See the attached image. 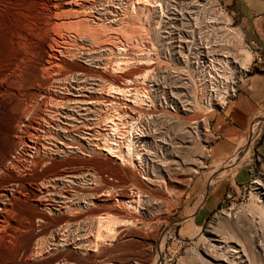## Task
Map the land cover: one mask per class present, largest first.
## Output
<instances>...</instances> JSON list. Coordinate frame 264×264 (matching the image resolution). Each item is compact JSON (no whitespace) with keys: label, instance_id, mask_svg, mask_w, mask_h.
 <instances>
[{"label":"rangeland","instance_id":"1","mask_svg":"<svg viewBox=\"0 0 264 264\" xmlns=\"http://www.w3.org/2000/svg\"><path fill=\"white\" fill-rule=\"evenodd\" d=\"M102 1L0 0V264H264V159L244 153L248 137L229 162L206 158L211 102L248 31L216 0L239 37L222 66L145 43L139 16L92 23ZM208 9L191 23L210 22ZM78 20L95 35L66 30ZM191 32V55L216 46ZM230 164L244 186L194 228L190 180L224 179Z\"/></svg>","mask_w":264,"mask_h":264},{"label":"crops","instance_id":"2","mask_svg":"<svg viewBox=\"0 0 264 264\" xmlns=\"http://www.w3.org/2000/svg\"><path fill=\"white\" fill-rule=\"evenodd\" d=\"M219 1L224 7L234 11L239 19L240 27L248 31L250 38L257 46L264 49L263 3L259 0ZM231 14L233 15V12ZM66 30L85 37L95 35L93 29H90V27L85 28L79 20L68 23ZM257 120L259 121L258 128L255 130V137L253 141L248 143L249 146L244 149V153L248 152L251 146L256 158L264 159V70L253 69L237 91L235 99L228 104L224 113L216 115L210 120L208 130L211 141L206 148V158L213 165L229 162L230 158L238 152L240 142L246 140L252 126L255 127V124L252 123ZM215 136L218 139H215ZM232 166L231 164L228 165L227 172L230 174L228 177L217 179L213 183L212 180L204 182V180L198 178L190 180L187 187V205L195 204V199H198L193 212L187 218L194 228H201L205 224L222 201L226 189L244 186L245 183L239 184L236 181L241 168ZM188 209L190 208L184 207V215H186Z\"/></svg>","mask_w":264,"mask_h":264},{"label":"built area","instance_id":"3","mask_svg":"<svg viewBox=\"0 0 264 264\" xmlns=\"http://www.w3.org/2000/svg\"><path fill=\"white\" fill-rule=\"evenodd\" d=\"M156 1L160 5L156 4L151 7H146L141 4L138 5V3H131V0H105L96 6H88L86 12L92 23H102L104 26L110 28L119 26L139 16L142 29L147 33V35L145 34V43L180 44L183 47H187L184 57L190 58L194 56V58L198 60H206L207 57H215L222 66L227 65V62L229 63L227 43L234 39V45H237V40H239L238 30L231 29V25L225 23V21H227L226 13L222 7L219 6L218 1L211 0V3L215 6L213 5L210 9H208V7L204 9V6L192 8L185 4V1L188 0H168V4L165 0ZM259 1L263 3L264 8V0ZM119 4L122 5L117 7ZM192 9H194L193 12L196 15H204L206 13L205 10H210L208 11L211 14L210 22L201 21L199 23H191L190 18ZM192 30L196 31L198 37L202 35L212 37L216 42V46H212L211 49H208L207 46L203 44L197 53L191 55L189 53V46L191 45V36L193 35V32H191ZM245 49L250 57V61L244 69L235 70V73H233L231 77L223 79L222 91L217 98L211 102V111L215 113L214 116L224 113L228 104L235 99L237 91L253 69L264 70V49L257 46L252 41L246 44ZM237 61L238 60L230 61V66L233 67V70L234 64L232 63H236ZM256 127L257 124H255L254 128L253 126L251 128L248 135V143L253 141ZM215 139H218V137L215 136Z\"/></svg>","mask_w":264,"mask_h":264},{"label":"bare ground","instance_id":"4","mask_svg":"<svg viewBox=\"0 0 264 264\" xmlns=\"http://www.w3.org/2000/svg\"><path fill=\"white\" fill-rule=\"evenodd\" d=\"M158 4V3H157ZM68 26V25H67ZM70 26V25H69ZM86 28V27H85ZM89 28V27H88ZM76 29V28H75ZM90 29H92V28H90ZM88 31V30H87ZM90 32V31H89ZM121 32V31H120ZM88 33V32H87ZM84 34V33H83ZM90 34V33H89ZM123 34V33H122ZM86 35V34H85ZM91 35V34H90ZM126 36V35H125ZM208 42V40L206 41V43ZM215 42V41H214ZM208 47V46H207ZM250 61V57H249V55L248 54H244V56H243V58H242V60H241V63H240V65H236L235 66V70H241V69H244V67L248 64V62ZM215 70V69H214ZM153 131V130H152ZM162 139V138H161ZM126 148V147H125ZM128 150H129V147H128ZM133 151V150H132ZM129 156V155H128ZM141 190V189H140ZM142 191V190H141ZM124 201V200H123ZM128 204V203H127ZM144 222V221H143ZM0 226H2V224L0 225ZM111 227V226H110ZM106 231V230H105ZM98 236V235H97ZM5 243V242H4Z\"/></svg>","mask_w":264,"mask_h":264}]
</instances>
